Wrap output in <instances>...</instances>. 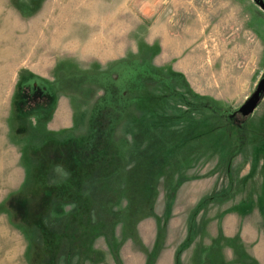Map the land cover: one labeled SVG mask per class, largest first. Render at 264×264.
Returning a JSON list of instances; mask_svg holds the SVG:
<instances>
[{"label":"rangeland","instance_id":"1","mask_svg":"<svg viewBox=\"0 0 264 264\" xmlns=\"http://www.w3.org/2000/svg\"><path fill=\"white\" fill-rule=\"evenodd\" d=\"M263 77L255 0H0V264H264Z\"/></svg>","mask_w":264,"mask_h":264},{"label":"water","instance_id":"2","mask_svg":"<svg viewBox=\"0 0 264 264\" xmlns=\"http://www.w3.org/2000/svg\"><path fill=\"white\" fill-rule=\"evenodd\" d=\"M261 8L264 10V1L263 0H255ZM264 94V77L259 82L255 92L253 95L247 100L245 104L239 109V112L244 116H249L256 109L258 103L261 100L262 95Z\"/></svg>","mask_w":264,"mask_h":264},{"label":"crops","instance_id":"3","mask_svg":"<svg viewBox=\"0 0 264 264\" xmlns=\"http://www.w3.org/2000/svg\"><path fill=\"white\" fill-rule=\"evenodd\" d=\"M96 46H97V44H96ZM87 49H90V48H89V47H87V48H86V49H84L83 51H87ZM81 51H82V50H81ZM81 51H80V52H81ZM91 51H93V50L91 49ZM96 51H97V53H98L99 49L97 48V49H96Z\"/></svg>","mask_w":264,"mask_h":264}]
</instances>
